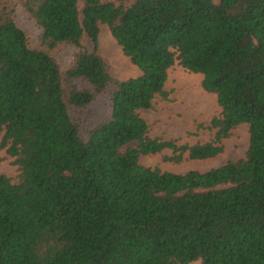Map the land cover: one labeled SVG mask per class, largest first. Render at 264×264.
<instances>
[{"label":"trees","instance_id":"obj_1","mask_svg":"<svg viewBox=\"0 0 264 264\" xmlns=\"http://www.w3.org/2000/svg\"><path fill=\"white\" fill-rule=\"evenodd\" d=\"M100 24L138 76L108 74ZM175 65L215 97L206 142L148 136L140 111L168 101ZM242 124L238 161L139 163L212 159ZM0 150L18 171L0 174V264H264V0H0Z\"/></svg>","mask_w":264,"mask_h":264},{"label":"rangeland","instance_id":"obj_2","mask_svg":"<svg viewBox=\"0 0 264 264\" xmlns=\"http://www.w3.org/2000/svg\"><path fill=\"white\" fill-rule=\"evenodd\" d=\"M16 21L27 32L30 41L36 42L39 31L18 4H16ZM99 31V54L107 63L108 74L120 81L138 76L140 72L122 54L108 28L100 24ZM85 45L90 51L92 46L88 39H85ZM57 56L59 59L66 58V55L61 52ZM200 82V75L189 73L178 65L169 70L165 85V90L169 94L168 101L165 102L157 98L153 101L152 109L140 111L141 117L149 125V137L176 140L179 145L206 142L210 139L211 133L204 128L198 129V127L206 126L211 118L219 114V108L215 97L203 91ZM107 113L108 108L105 100H99L87 112L92 116H106ZM248 140V126L242 124L232 130L230 136L222 143V152L212 159L200 161L184 159L179 164H173L164 161V158L171 155L170 151L165 150L158 155L143 156L139 158V163L174 174H184L189 171L206 172L220 167L228 161H238L244 158ZM12 161L5 151L0 150V174L6 175L15 183L18 171ZM192 264H199V262Z\"/></svg>","mask_w":264,"mask_h":264}]
</instances>
